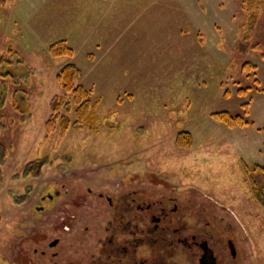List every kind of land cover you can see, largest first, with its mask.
Instances as JSON below:
<instances>
[{
    "label": "rangeland",
    "instance_id": "374dc122",
    "mask_svg": "<svg viewBox=\"0 0 264 264\" xmlns=\"http://www.w3.org/2000/svg\"><path fill=\"white\" fill-rule=\"evenodd\" d=\"M59 40L72 56L52 55ZM0 55L13 74L0 75V264H26L20 241L33 217H89L101 208L98 188L128 183L154 200L188 199L192 215L224 217L243 237V264H264V169L255 170L264 167V0H11L0 6ZM68 63L99 100L98 130L47 135ZM246 108L244 126L212 116ZM39 159L41 169L25 171ZM71 198L80 206H66Z\"/></svg>",
    "mask_w": 264,
    "mask_h": 264
},
{
    "label": "flooded vegetation",
    "instance_id": "af4514ba",
    "mask_svg": "<svg viewBox=\"0 0 264 264\" xmlns=\"http://www.w3.org/2000/svg\"><path fill=\"white\" fill-rule=\"evenodd\" d=\"M132 185L113 191L98 188L101 208L83 219L74 212L33 217L31 236L20 241L23 250L31 251L24 263H244L240 256L243 237L230 230L224 217L192 215L183 210L189 209L188 199L170 192L154 200L144 185ZM87 191L92 193L93 188ZM58 193L49 194L48 199L57 198ZM70 200L66 206H80Z\"/></svg>",
    "mask_w": 264,
    "mask_h": 264
},
{
    "label": "trees",
    "instance_id": "16d2710c",
    "mask_svg": "<svg viewBox=\"0 0 264 264\" xmlns=\"http://www.w3.org/2000/svg\"><path fill=\"white\" fill-rule=\"evenodd\" d=\"M11 0H0V6L6 5L7 2ZM245 4V3H244ZM50 52L53 56H72L73 49L67 45L65 40H59L53 43L50 46ZM4 62L12 63L10 59H7L0 55V75L12 74L8 71L6 73L1 71L2 64ZM245 70L249 71L248 75L255 74L257 66L251 62L244 64ZM13 75V74H12ZM81 69L74 63L65 64L57 73L58 82L63 88V93L52 97L50 102V114L45 122L46 134L59 133L64 135L70 128H84L87 127L93 131L98 130V121L99 114L96 112V106L99 100H95L93 97V90L87 88L81 83H78V79L81 77ZM8 78V77H7ZM13 96V107L15 106L19 99L16 98L18 91H14ZM5 99L2 97L0 103H5ZM248 107V103H246ZM249 110L246 108V111L243 114L234 115L228 110L217 111L212 113V116L229 127L235 126H244L250 124V121L247 119V114ZM182 136L179 137V144L183 146L182 148H188L192 141V135L190 132H182ZM42 159L31 161L28 164V167L25 169L29 174L36 172L44 165ZM264 167L257 164L255 170H262ZM246 175L250 183L253 185V191L257 196L258 189L255 186V180L252 177V171H249L248 166H246Z\"/></svg>",
    "mask_w": 264,
    "mask_h": 264
}]
</instances>
